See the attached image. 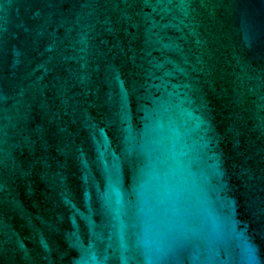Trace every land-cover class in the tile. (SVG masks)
<instances>
[{"label":"water","instance_id":"1","mask_svg":"<svg viewBox=\"0 0 264 264\" xmlns=\"http://www.w3.org/2000/svg\"><path fill=\"white\" fill-rule=\"evenodd\" d=\"M0 264H264V0H0Z\"/></svg>","mask_w":264,"mask_h":264}]
</instances>
